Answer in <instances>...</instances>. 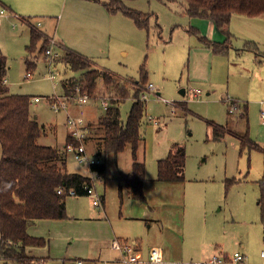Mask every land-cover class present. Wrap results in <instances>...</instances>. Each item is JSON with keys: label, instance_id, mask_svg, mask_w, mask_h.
Returning a JSON list of instances; mask_svg holds the SVG:
<instances>
[{"label": "rangeland", "instance_id": "1", "mask_svg": "<svg viewBox=\"0 0 264 264\" xmlns=\"http://www.w3.org/2000/svg\"><path fill=\"white\" fill-rule=\"evenodd\" d=\"M102 1L0 0V6L9 8L17 16L3 19L0 26V49L7 57L5 80L9 92L29 97L30 117H36L44 128L38 144L60 149L64 139L67 143L66 118L69 115L82 118L89 125L91 136L83 144L91 154L97 140L92 129L103 114L98 98L106 95V90L101 86L98 96L83 106L71 93L66 111L55 113L49 98L63 96L61 82L78 79L80 73L72 72L57 59L59 63L54 68L57 78L50 81L44 56L49 41L45 39L47 47L41 53L40 44L44 39L39 41L34 52L28 54L25 47L29 44L30 30L26 25L29 19L23 17L31 16L37 30H45L67 49L90 61L97 62L89 56L91 53L102 59L120 84H126L130 90H134L132 84L140 79L143 67L147 72L146 84L151 83L154 92L145 102L137 159L144 163L149 176L152 174L151 179H154L157 159L166 157L172 145L183 146L185 180L182 183H147L145 202L133 200L125 185L121 184L120 193L118 185L121 173L131 171L130 146L117 156H99L105 164V184L98 186L97 191L103 197L104 209L103 206L94 208L88 196L66 197L67 218L62 221L60 238L52 241L51 231L55 227L47 229L50 242L48 244L49 239L45 238L46 246L38 249L39 257L45 258L44 264H72L78 259L82 264H102L98 259L109 258L105 242L114 235L123 240H137L143 256L140 264H150L146 262L149 248L161 245L164 236L174 235V244L183 253L174 256L178 264H205L207 261L202 262L201 255L196 257V233L201 228L206 231L216 229L212 240L215 253L208 259L217 253L218 247L229 257L235 252L244 254L243 244L255 258L263 255L264 220L257 204L259 187L254 181L264 178V123L260 118L264 113V65L255 64L253 51H243L239 55L233 51L214 54L197 35L189 32L198 28L210 37V28L206 29V24L202 23L207 21L189 17L178 3L124 1L126 8L149 16L148 29L140 30L128 17L110 14ZM41 4H50V9L45 10ZM40 13L47 16L46 26L42 17L37 16ZM38 21L41 26L36 25ZM231 21L230 45L241 48L245 42H253L258 52L264 54V19L234 15ZM54 50L59 57L63 55L61 47L54 46ZM26 60L32 62L31 67L26 65ZM252 69H256L253 84L261 93L248 92L254 74H249ZM27 72L32 74L31 78L25 77ZM145 87L144 84L142 90ZM196 90L200 91L198 99L192 94ZM211 90L212 94L207 95ZM36 96L42 98L41 102L31 101ZM171 102L175 105L174 113ZM231 103L248 106L247 122L238 118L240 110L229 113ZM131 104V98L121 104L122 120L126 119ZM208 121L221 126L233 125L234 135L213 140ZM246 132L250 143L255 144L253 149L248 145L241 146L239 136ZM66 163L68 171L87 174V166L77 164L70 156ZM191 227L193 237H182L183 230L188 232ZM33 250L29 253L36 255ZM171 261L163 264H172Z\"/></svg>", "mask_w": 264, "mask_h": 264}, {"label": "trees", "instance_id": "2", "mask_svg": "<svg viewBox=\"0 0 264 264\" xmlns=\"http://www.w3.org/2000/svg\"><path fill=\"white\" fill-rule=\"evenodd\" d=\"M124 1L126 0H104L101 4L110 14L120 13L131 19L136 28L147 30L149 16L126 8ZM160 1L164 4L178 3L189 17L210 20L221 29L228 36L221 44L205 39L196 29L189 30L199 37L205 47L218 55L228 52L230 43L227 26L234 15L264 18V0ZM28 21L31 28L26 51L31 54L37 48L39 41L44 39L40 44L41 53L47 47L45 34L32 26L30 20ZM156 27L160 28L158 25ZM251 46L246 44L245 47L255 50L250 48ZM57 59L72 72H80L78 79L69 78L61 82L65 96L70 97L76 86H79L81 92L86 93L89 98H96L101 86L106 90L104 93L107 96L103 94L101 96L109 98V106L99 117L96 125L102 130L96 143L97 155L117 156L130 146L131 171L120 175L119 193L123 184L129 189L133 199L145 202V165L137 161L136 152L141 140L140 122L145 113V102L140 101L139 97L144 84L147 85V72L141 67V77L132 84L134 90H130L126 84L121 85L111 73L94 67L89 59L73 51L66 50ZM57 59L55 64L59 63ZM26 65L31 67L32 62L26 60ZM7 69V57L0 49V264H34L38 260H45L30 256L26 250L29 247H44L46 240L30 236L26 231L27 227L39 219H66V197L59 196L56 192L57 188L60 186L66 190L73 188L79 196H86L84 186L90 185L91 179L67 171L65 167L67 157L62 150L63 147L57 149L38 144V139L44 134V128L36 119L30 117L29 97L9 92L5 85ZM128 98H131L132 104L123 121L120 106ZM240 108L241 106L238 105V110ZM240 112L239 117L247 122V106H244ZM209 125L212 127V139H221L224 135L223 129L227 127ZM239 139L241 146L248 145L252 149L255 148V144L250 143L248 132L239 136ZM68 140L71 141L69 137L66 138V141ZM185 159L184 147L178 144L172 145L167 156L157 161L156 181L182 183L185 180ZM92 171L103 175L105 164L93 167ZM257 185L259 187L257 204L264 220V178L258 180Z\"/></svg>", "mask_w": 264, "mask_h": 264}, {"label": "built area", "instance_id": "3", "mask_svg": "<svg viewBox=\"0 0 264 264\" xmlns=\"http://www.w3.org/2000/svg\"><path fill=\"white\" fill-rule=\"evenodd\" d=\"M14 15L7 7L0 6V26L2 25L3 19L8 18L9 16ZM16 16V15H14ZM17 17V16H16ZM37 26H41V23L38 21ZM35 27V26H34ZM45 39L49 41V47L44 51V56L46 58V68L48 69L47 78L50 81H54L57 78V73L54 72L55 62L56 59L59 58V54L54 50V46L61 47L58 42L54 39V37L49 38L48 36L44 35ZM27 79L32 77L30 72L26 73L25 76ZM154 92V86L149 83L146 85L145 89L140 94V101L146 102L149 98V94ZM199 91L196 90L193 94L195 98L198 97ZM157 96L159 94H156ZM74 97L76 98L79 105L83 106L86 105L91 98L86 93L81 92V88L76 86L74 90ZM69 98L65 95L63 96H52L49 98L51 101L50 107L55 113H59L61 111H66L67 104L69 102ZM72 98V99H73ZM109 98L107 97H99L98 100L100 101L102 111H105L109 106ZM41 97H32L31 101L38 103L41 102ZM71 100V99H70ZM171 109L172 113L175 112V105L171 102ZM238 110V105L235 103H231L229 113ZM262 123H264V113L260 115ZM149 120H151L149 118ZM66 127L68 132V137L71 139L69 142H65L63 145L62 150L66 154V157H71L77 164L85 165L89 169V178L91 179L90 185L84 186V193L91 199L92 206L94 208H100L102 206V196L98 193L97 187L103 186V176L92 171L93 167L100 166L103 164V161L99 156H94L88 154L85 145L83 144L84 140L89 135V126L87 122H85L82 118H76L67 116L66 118ZM59 196L63 197H76L79 196L78 193L73 189H65L64 187L60 186L56 190ZM111 247L118 251L121 255L120 261L122 264H138L143 262V258L141 253L138 250V243L136 241H126V242H119L114 240L112 242ZM146 262L150 264H161L164 262L163 251L160 247L153 246L148 250L147 260ZM209 264H244L245 263V256L242 253L235 252L231 257L222 254L221 250H218L215 255L207 260ZM34 264H44L43 260H38L34 262ZM73 264H82V261H76Z\"/></svg>", "mask_w": 264, "mask_h": 264}, {"label": "crops", "instance_id": "4", "mask_svg": "<svg viewBox=\"0 0 264 264\" xmlns=\"http://www.w3.org/2000/svg\"><path fill=\"white\" fill-rule=\"evenodd\" d=\"M41 6L42 7H44L45 8V10H46V8H48V9H50V4H41ZM102 6V5H101ZM9 9V8H8ZM10 10V9H9ZM11 11V10H10ZM12 12V11H11ZM64 12H65V9L63 10V15H64ZM46 14V13H45ZM37 16H39V17H42V18H40L42 21H44V26H46L47 24H46V21H47V16L46 15H43L42 13H40V14H37ZM22 18V17H21ZM24 19H29L30 20V18H31V16H24L23 17ZM62 18V17H61ZM260 18V17H259ZM262 19H264L263 17H261ZM48 19H50V18H48ZM199 19V18H198ZM202 21H207L206 23L205 22H202L203 23V25L205 26V24H206V29H208V28H210V31H209V34H210V37L208 36V34H206V35H204L201 31H199V29L198 28H196V30L198 31V34L200 35V34H202V35H200V36H202V37H204L205 39H207V40H209V41H211V42H213V43H217V44H221V43H223L224 41H226V39H227V37H226V35H225V33H223L222 31H221V29H219V28H217L216 26H215V24L212 22V21H210V20H205V19H201ZM24 22V21H23ZM30 22H31V20H30ZM232 22V21H231ZM231 22L229 23V25L227 26V30H228V32H229V36L232 34L231 33V30L229 29V26L231 25ZM24 23H26V22H24ZM32 23V22H31ZM26 25L29 27V25H28V22L26 23ZM41 25H42V23H41ZM32 26H34L33 24H32ZM29 30H30V27H29ZM39 31H41V32H43L45 35H47V36H50V35H48L46 32H45V30H42V29H39ZM55 34H56V32H55ZM51 37H54V36H51ZM56 41L58 42V44L61 46V48L63 49V52L64 51H66V50H70V51H72L71 49H67L66 48V46L65 45H63V43L59 40H57L56 39ZM200 41V40H199ZM246 44H251L252 46L250 47V48H255V50H252V49H246ZM242 46L244 47L243 49H242ZM241 46V48L240 47H236V46H233V45H230L229 46V49H228V51H233V52H235L237 55H239L240 53L242 54V52L243 51H249V52H254L255 53V55H256V57H255V59H253V61L255 62V64L257 65V64H259L258 66H262V65H264V54H262V53H259L258 52V47L253 43V42H250V43H248V42H245L244 43V45H242ZM98 46H92V48H94V49H96ZM90 49H91V47H90ZM74 52V51H73ZM75 53H77V52H75ZM78 54V53H77ZM124 55L126 54V53H123ZM80 55V54H79ZM218 55V54H217ZM260 55H261V57L262 58H260ZM89 56H91L92 58H95L96 60H97V62H95V61H91V63H92V65L94 66V67H96V68H99V69H103V70H105V71H107L108 73H111V75H112V72L107 68V67H105V62L102 60V59H99V57H95V55L93 54V53H91ZM259 56V57H258ZM249 62H250V65H251V63H252V60H251V58H249ZM56 64H58V63H56ZM59 64H61V63H59ZM62 65H64V64H62ZM65 67H67L66 65H64ZM257 69V71H258V68H256ZM256 69H252V71L249 73V74H251L252 72H254V74L252 75V78H251V81H252V84L250 85V90L248 91L250 94H252V93H255V92H258V93H261L260 91V89L257 87V85L255 84H253V81H254V78H255V71H256ZM80 73V72H79ZM257 75V74H256ZM80 76V75H79ZM115 77V76H114ZM135 82H137V81H135ZM5 85L8 87V85L6 84V80H5ZM8 90H9V88H8ZM255 90V91H254ZM195 92V91H194ZM200 92V91H199ZM158 94V93H157ZM192 94H194V93H192ZM212 94V90L211 91H209L208 93H207V95H211ZM186 95V93H185V91L183 90L182 91V96L184 97ZM199 95H200V93H199ZM199 95H198V97H197V99L199 98ZM244 106H247L245 103L244 104H242L241 105V108H240V110H242V108L244 107ZM104 112V111H103ZM242 112V111H241ZM240 112V113H241ZM247 117H248V106H247ZM238 118H240V117H238ZM33 119H36V117L35 118H33ZM151 119V118H150ZM152 120V119H151ZM150 120V121H151ZM123 121H125V120H123ZM141 121H142V119H141ZM209 124H213V125H216V126H221V125H218V124H216V123H214V122H212V121H208V125ZM140 125H141V122H140ZM224 127H227V129L225 128V129H223V131H224V135H223V137L222 138H224V136H226V135H228V134H232V135H234V128H233V125H231V126H224ZM94 131H96V132H94ZM98 131H101V133L100 132H98ZM92 132H93V136H94V139H98L100 136H101V134H102V130L100 129V128H98V127H95V126H93V129H92ZM66 133H67V131H66ZM90 133H91V131H90ZM89 136H91V135H89ZM65 137H66V134H65ZM141 140H142V138H141ZM141 140H140V142H141ZM98 142V140H96V143ZM64 143H65V139H64ZM64 143L61 145V146H59V147H63V145H64ZM87 145H89V143L87 144ZM96 145V144H95ZM60 148V149H61ZM85 148H86V146H85ZM171 148V147H170ZM87 150V149H86ZM170 150V149H169ZM169 150H168V152H169ZM91 154H98L97 153V146H96V148H94V152L93 153H91ZM168 154V153H167ZM167 156V155H166ZM0 158H1V145H0ZM165 158V157H164ZM164 158H159V159H157V161L158 160H161V159H164ZM67 161V160H66ZM137 161L138 162H140V163H143L142 161H139L138 159H137ZM157 161H156V174H157ZM66 164L67 163H65V167H66ZM66 169H67V167H66ZM89 169H87L86 171V173L87 174H85V173H79V172H70V171H68V172H70V173H77V174H80V175H82V176H85V177H89V174H90V172L88 171ZM151 173V172H150ZM121 174H124V173H121ZM103 176V175H102ZM147 176H149V173H148V171H147V169L145 168V179H146V182H145V185L147 184V183H152V182H154L155 181V183H158L157 181H156V178H154V179H151V178H153L152 177V174L149 176V177H147ZM157 176V175H156ZM155 176V177H156ZM262 178V177H261ZM261 178H259V179H257V180H255L254 181V183H256V185H257V182H258V180H260ZM104 179V178H103ZM159 183H161V182H159ZM105 184V183H104ZM145 185H144V187H145ZM155 185V184H154ZM258 186V185H257ZM125 189H126V191H127V194L132 198V195H131V192L129 191V189L125 186ZM121 192H122V189H121ZM80 197H85V196H76V197H74V198H80ZM259 198V197H258ZM133 199V198H132ZM133 200H135V199H133ZM92 204V203H91ZM65 206H66V199H65ZM102 206H103V209H104V202H103V197H102ZM69 215V214H68ZM69 217H70V215H69ZM79 217V216H78ZM75 219V218H74ZM64 219H60V220H54V219H39V220H36L32 225H30V226H28L27 227V233L30 235V236H33V237H40V238H46V239H49V232H47V229L49 230V229H51L52 227H55V230L53 229L52 231H51V233H52V241L54 240V239H56V238H60V235H61V231H60V228L63 226V221ZM150 228H151V226H149ZM192 232H194V229H193V227H191V228H189V230H188V232L187 231H185V229L183 230V232H182V237H184L185 238V236L186 237H193V234H192ZM214 233H216V229H208L207 231H206V229L205 228H201V230H199L196 234H197V247H196V250H198V252H197V254H196V257H199L200 255H201V258H202V262H204V261H207L208 260V257H209V255L211 254H213V253H215V250L213 249V247H214V244L212 245V240L215 238V234ZM48 237V238H47ZM174 235L173 236H169V237H166V236H164L163 238H162V244L161 245H159V246H157V245H154V246H157V247H160L161 249H162V251H163V257H164V262L163 263H165V262H169V260H172L171 262H172V264H178V262L176 261V259H174V256H176V255H178V256H182L183 255V253H182V250L181 249H178V248H176V246H175V244H174ZM114 240H117V241H119V242H126V241H128L127 239L125 240H123V239H121V238H117V237H115L114 235L112 236V237H110L106 242H105V246H104V248L106 249V256H108L109 258H107V259H102V260H100V259H98V261L100 262V263H102V264H110V263H117V264H122L121 263V261H120V258H121V255H120V253L118 252V251H116V250H114L112 247H111V245H112V242L114 241ZM131 241H133V240H131ZM134 241H136L137 243H138V245H139V242L137 241V240H134ZM47 242H48V244H49V242H50V239L49 240H47ZM185 244H186V239H184L183 240V247L185 246ZM262 244L264 245V237H263V239H262ZM153 247V246H152ZM242 247H243V255L245 256V263L244 264H264V254L262 255L261 254V256H257L256 258H257V261L255 260L256 258L254 257V255L250 252V250H248V251H246V248H245V244H243L242 245ZM43 248H45V246L44 247H29V248H27V253L30 255V256H32V257H35V258H41V259H44L45 260V258H42V257H39V255H38V249H43ZM151 248V247H150ZM149 248V249H150ZM219 248V250H221V247H218ZM31 249H34L33 250V253H35L36 255H31L29 252H31ZM138 250H139V252L141 253L142 251H141V246L139 245V247H138ZM208 252H210L209 254H208ZM32 253V252H31ZM148 254V253H147ZM215 255V254H214ZM61 256V255H60ZM141 256H142V253H141ZM48 258H50V256L48 257ZM142 258H143V256H142ZM167 259V260H166ZM63 260H66V259H64L63 258ZM78 260H80V259H78ZM77 260V261H78ZM80 261H82V260H80ZM76 262V261H75ZM163 263H161V264H163ZM73 264V263H72ZM138 264H140V263H138ZM205 264H209V263H205Z\"/></svg>", "mask_w": 264, "mask_h": 264}]
</instances>
